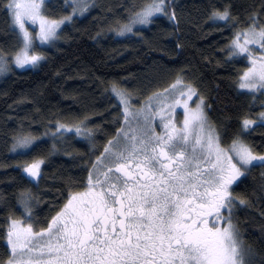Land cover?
Listing matches in <instances>:
<instances>
[{"label":"snow or ice","instance_id":"6c2138e0","mask_svg":"<svg viewBox=\"0 0 264 264\" xmlns=\"http://www.w3.org/2000/svg\"><path fill=\"white\" fill-rule=\"evenodd\" d=\"M48 2L4 0L21 46L11 56L0 50V75L11 70V63L23 67L44 58L33 50L34 36L26 22L38 26L39 41L54 43L61 24L83 15L91 0H64L71 11L59 18L45 15ZM166 8L167 0L134 2L127 19L117 20L108 30L117 36L138 35L135 27L151 24L158 14L176 22L175 10L169 14ZM210 18L233 26L240 23L230 5L213 9ZM256 46L259 56L253 52ZM226 48L229 57L247 56L250 61L238 78L239 88L264 93V23L258 14L234 31ZM106 91L119 109L113 117V127L119 124L115 135L99 155L81 165L86 173L82 179L69 178L59 193L64 202L44 219L46 226L33 213L32 205L39 199L31 189L18 192L24 215L8 217L4 229L8 256L0 264H255L257 253L244 241L232 215L234 205L247 199L232 189L256 163L264 164V152L256 151L240 134L222 143L223 136L205 112L204 97L180 77L140 107L132 104L134 93L117 80ZM193 96L198 97L195 107L189 104ZM177 105H183L179 123L174 118ZM258 118L264 125V111ZM88 124L87 117L74 123L57 120L41 135L52 138L51 151H59L56 140L66 134L99 151L95 139L101 128ZM256 124L244 117L241 131ZM20 127L12 150L26 155L43 141ZM42 163L38 158L19 166L23 175L38 179Z\"/></svg>","mask_w":264,"mask_h":264},{"label":"trees","instance_id":"16d2710c","mask_svg":"<svg viewBox=\"0 0 264 264\" xmlns=\"http://www.w3.org/2000/svg\"><path fill=\"white\" fill-rule=\"evenodd\" d=\"M3 2L0 50L11 56L21 41ZM134 2L142 0H91L88 11L66 22L51 46L40 48L44 59L36 68L17 69L11 64V70L0 75V262L8 256L4 245L8 217L24 215L18 192L31 189L39 199L32 205L33 213L46 226L44 219L64 202L59 193L69 178L82 179L86 173L81 165L99 155L102 145L115 135L119 124L113 127V117L119 109L106 91L113 80L142 101L180 77L204 97L207 115L223 136L222 143L240 134L256 151L264 152V125L241 131L244 117L259 119L263 97L239 90L238 78L248 63L244 57H229L226 48L234 31L247 26L249 16L258 14L264 23V0H167L165 11L175 10L176 22L161 14L146 27H136L138 35L117 36L109 31L117 20L127 19ZM226 5L239 24L210 18L213 9L223 10ZM46 7L45 15L52 18L71 11L64 0H50ZM85 117L87 126L101 128L95 139L99 151L93 152L88 141L70 134L56 140L59 151H51L52 138L41 134L57 120L74 123ZM21 125L43 141L26 155L12 150L13 136ZM69 152L74 155L68 156ZM38 158H43L42 175L34 182L19 165ZM232 190L247 199L234 205V223L257 253L255 264H264V164L256 163Z\"/></svg>","mask_w":264,"mask_h":264},{"label":"rangeland","instance_id":"374dc122","mask_svg":"<svg viewBox=\"0 0 264 264\" xmlns=\"http://www.w3.org/2000/svg\"><path fill=\"white\" fill-rule=\"evenodd\" d=\"M77 15H79V14H77ZM158 15H161V14H158ZM157 15V16H158ZM66 22H68V21H65V23ZM223 22V21H222ZM65 23H63V24H61V26H60V28L58 29V33H59V31L61 30V28L63 27V25L65 24ZM26 25L29 27V30L33 33V36H34V45H35V47H34V51H36V52H39V53H41V51H40V48H43V47H48V46H51L52 45V43H49V42H41V41H39V39H38V37H36V33L38 32V26H36V25H32L31 24V22H26ZM147 25H143V26H140V25H137L136 27H146ZM135 27V28H136ZM253 52L255 53V55L256 56H259V55H261V52H260V49H259V47L258 46H256V47H254L253 48ZM44 57V56H43ZM241 57H244L245 58V60L247 61V63H248V67L250 66V61L248 60V57L247 56H240V57H238V58H241ZM44 59V58H43ZM42 59V60H43ZM42 60H40L37 64H35V65H31V64H29V65H25V66H23V67H20V66H17V65H15L14 63H11V64H13L14 65V67L15 68H17V69H25V68H28V67H32V68H36L37 66H38V64L42 61ZM8 72H6L4 75H6ZM194 87V86H193ZM195 88V87H194ZM238 88H239V83H238ZM239 90H241V91H244V92H248V93H253V95L254 96H257V95H259V94H261L262 95V97H263V99H262V103L264 104V93H260V92H251L250 90H247V89H240L239 88ZM159 93V92H158ZM151 96H153V95H151ZM150 96V97H151ZM149 98V97H148ZM148 98H146V99H144V100H142V101H138L137 99H134L133 97H132V104L133 105H135L136 107H140V106H143L145 103H146V101H147V99ZM163 98V97H162ZM197 99H198V97L197 96H193L192 97V100L191 101H189V104H190V106H192V107H195V102L197 101ZM153 103H155V101H153ZM169 103H171V101H169ZM153 111H155V109H153ZM167 111V110H166ZM262 111H264V108L261 110V112ZM205 112L207 113V111H206V108H205ZM174 118H175V120L179 123L180 121H182V119H183V105H177L176 107H175V109H174ZM156 120H157V124L159 125V121H160V118H159V116H157L156 117ZM257 121V123H260V121H259V119L258 120H256ZM161 129H160V127L158 126L157 127V131H160ZM32 181H34V182H38V179H36V178H31V177H29Z\"/></svg>","mask_w":264,"mask_h":264}]
</instances>
